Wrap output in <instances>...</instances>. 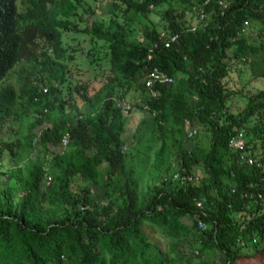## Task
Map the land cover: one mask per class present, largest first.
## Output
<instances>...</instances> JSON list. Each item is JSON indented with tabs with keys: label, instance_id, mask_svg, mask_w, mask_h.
I'll return each instance as SVG.
<instances>
[{
	"label": "trees",
	"instance_id": "obj_1",
	"mask_svg": "<svg viewBox=\"0 0 264 264\" xmlns=\"http://www.w3.org/2000/svg\"><path fill=\"white\" fill-rule=\"evenodd\" d=\"M29 1L19 11L16 0H0V78L36 37L51 51L42 49L37 61L28 56L29 65L21 67L20 77H33V84L24 80L20 91L12 83L0 86V116L22 111L26 117L30 109L37 119L53 114L38 135L42 154L63 136L66 141L49 150L52 170L28 159L0 171V264H201L194 255L213 249L221 264H235L242 247L264 249V87L232 112L222 80L231 61L248 58L251 72L264 76V0H228L222 11L216 0H110L108 28L92 20L88 31L107 41L112 73L90 95L79 92L82 106L69 102L67 108L52 86L65 52L59 26L84 0ZM185 3L191 21L183 18ZM161 5L157 28L149 13ZM200 12L205 24L195 21ZM128 21L141 24L136 41L124 37ZM245 21L255 27L257 42L244 36ZM161 30L176 38L164 45ZM152 66L171 76L153 84L154 95L143 82ZM121 77L138 81L158 150L175 161L173 170L158 166L144 187L124 148L125 114L114 99L124 98ZM185 125L202 127L206 145L193 140L196 132L188 136ZM237 129L260 164L239 161L227 146ZM198 217L204 227L196 226ZM146 226L157 227L166 248L147 236Z\"/></svg>",
	"mask_w": 264,
	"mask_h": 264
},
{
	"label": "rangeland",
	"instance_id": "obj_2",
	"mask_svg": "<svg viewBox=\"0 0 264 264\" xmlns=\"http://www.w3.org/2000/svg\"><path fill=\"white\" fill-rule=\"evenodd\" d=\"M110 0H84L83 6L78 5L74 12L67 17L65 27L59 26L61 30V44L65 49L64 54L58 57L61 62L62 72L59 81H52V86L57 88V94L63 99L64 107H68L69 102H73L77 106H82V99L79 92L83 90L87 95L99 88L107 77L112 73L108 61L107 41L97 37L88 31L92 20H101L102 27L108 28V12L106 6ZM19 11L24 10L27 6H31L29 0H16ZM174 4H176L174 2ZM184 9V20L191 21L193 19L192 11L189 4H181ZM86 6V7H85ZM85 7V8H84ZM90 7V8H89ZM164 6H156L149 13L151 20L156 24L157 28H162L163 20L159 14V10ZM89 8V9H88ZM92 8L93 12L90 11ZM149 23V22H148ZM128 29L124 37L129 41H136L138 36L143 32L141 24L128 21ZM255 27L248 24L244 28L243 34L249 42H257ZM35 44L29 45L26 56L15 62L7 73L0 78V86L5 83H12L15 88L20 91L25 86L24 80L33 84V77H26L24 80L20 77L21 67L28 66V56H34L37 61L42 58V49L50 50V44L47 40L36 37ZM249 59V58H248ZM248 59L245 61H231L230 69L227 75L222 78L225 87L230 91L225 100V107L236 112L245 102L246 95L255 92L259 88L264 87V76H258L251 72ZM261 66V64H260ZM45 75L44 71L39 73ZM119 75V73H118ZM123 88L122 95L131 102V107L124 111V148L127 151V158L134 167L137 183L139 187L146 186L150 176L158 169L161 164H167L169 170H173L175 166L174 157L168 160V155L158 150V140L153 138L155 133L152 127L151 112L148 111L146 105L141 99L144 93L137 80L120 78ZM34 109L27 111V116L22 115V111H12L9 114L0 116V171L7 169L11 165L21 166L28 159L41 160L40 168L52 170L49 163V150H60L64 147V143L49 145V150L42 154L40 146L37 145V139L41 128L49 125L52 115H42ZM252 123V119L249 124ZM188 125H185V130ZM193 140L198 141L201 147L206 145V137L202 127H197V132ZM168 160V161H167ZM22 168V167H21ZM9 180V175L5 174L3 182ZM189 222L187 217L182 218ZM145 233L160 247H167L162 242V234L155 226H146ZM194 243V248H196ZM241 255L236 259L235 264H264V249L255 251L252 244L240 249ZM203 260L201 264H221L222 255L216 249L209 250L205 254L194 255L193 261Z\"/></svg>",
	"mask_w": 264,
	"mask_h": 264
},
{
	"label": "built area",
	"instance_id": "obj_3",
	"mask_svg": "<svg viewBox=\"0 0 264 264\" xmlns=\"http://www.w3.org/2000/svg\"><path fill=\"white\" fill-rule=\"evenodd\" d=\"M217 4L220 7V11L227 5L228 0H216ZM195 21H199L201 24H205L204 21V14L202 12L198 13V16ZM196 22V23H197ZM196 24H193L190 26V28H193ZM246 25V21L243 23L241 30H244ZM160 35L162 36L163 44L168 45L172 40L176 38V33H165L163 30L160 31ZM148 57L150 56V53L147 55ZM171 80V76L167 74L164 70L159 69L156 66H152L147 73L145 74L143 78V82L145 86L147 87L148 91L150 92L151 95L155 94V90L153 89V84L155 83H160V82H168ZM42 90H45V87H42ZM115 102L118 106L123 111H127L130 108V103L127 99L123 97H114ZM196 132V127L194 125H189L186 129V134L188 136H193ZM63 143L66 141L65 136L62 137ZM227 146L230 149L236 150L238 155L237 159L239 161L246 162L248 164L250 163H256L260 164V161H258L259 154H252L248 147H246V138L241 129H237L235 132H233L227 139ZM173 177H179V174L177 172H174L172 174ZM180 178L184 179H189V180H196L197 176H192L191 174H183L180 176ZM196 226L197 227H204L205 223L204 221L198 217L196 220ZM254 240V238H252ZM240 243H242V240H240ZM196 252V249H195Z\"/></svg>",
	"mask_w": 264,
	"mask_h": 264
}]
</instances>
